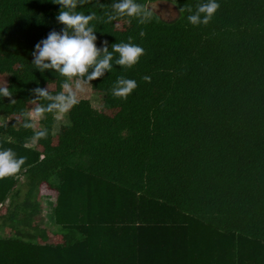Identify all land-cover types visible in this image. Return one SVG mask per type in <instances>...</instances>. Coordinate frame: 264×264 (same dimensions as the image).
<instances>
[{
    "label": "trees",
    "instance_id": "16d2710c",
    "mask_svg": "<svg viewBox=\"0 0 264 264\" xmlns=\"http://www.w3.org/2000/svg\"><path fill=\"white\" fill-rule=\"evenodd\" d=\"M156 1L136 0L153 12L147 24L105 22L113 0L77 8L102 18L91 22L97 47L132 37L145 54L90 82L101 109L78 98L58 142L46 113L48 136L30 145V90L55 82L56 94L65 79L31 63L36 43L64 27L61 6L0 0V77L16 100L0 97V120L16 117L0 123V149L27 158L0 179V264H264V0H217L199 26L179 10L206 0H164L173 20ZM121 75L139 85L127 99L110 91ZM42 186L58 194L48 228Z\"/></svg>",
    "mask_w": 264,
    "mask_h": 264
},
{
    "label": "clouds",
    "instance_id": "9594fccd",
    "mask_svg": "<svg viewBox=\"0 0 264 264\" xmlns=\"http://www.w3.org/2000/svg\"><path fill=\"white\" fill-rule=\"evenodd\" d=\"M52 2L61 6L56 19L64 27L60 31L51 30L46 39L36 43L31 63L41 72L53 70L65 79L61 84L62 90L56 94H52L48 87H36L30 90L34 95V99L31 100L35 106L31 111L23 113L25 121L22 126L33 130V142L46 139L48 136L47 128L37 129L38 121L46 113H52L57 122L67 123L65 118L79 103L78 96L84 91L85 84L102 77L106 71L110 72L114 60L116 65L132 68L145 54V49L133 43L132 37L128 38V42L112 44L111 50L107 40L103 41L102 47H97V35L91 22L102 18L97 17L95 12L85 14L77 11V8L88 0H52ZM100 7L103 8L104 5L101 4ZM219 8L220 4L217 0H206L198 3L195 9L190 5H184L179 11L188 13L186 18L191 25L199 26L210 23ZM105 15L107 16L105 22L128 16L137 18L139 24H147L153 18V12L136 0H113L111 12H106ZM139 34L141 37L146 35L143 30ZM114 54H118V57ZM142 79L151 82L150 76L145 75ZM138 86L136 80L121 75L117 77L110 91L116 98L127 99ZM0 97H7L10 104L16 102L7 83L0 85ZM40 100L49 103L46 105L37 103ZM26 159L23 156L17 157L11 148L0 149V179L19 173Z\"/></svg>",
    "mask_w": 264,
    "mask_h": 264
},
{
    "label": "rangeland",
    "instance_id": "374dc122",
    "mask_svg": "<svg viewBox=\"0 0 264 264\" xmlns=\"http://www.w3.org/2000/svg\"><path fill=\"white\" fill-rule=\"evenodd\" d=\"M150 7L156 11L162 18L166 19V20H173L175 18L178 17L179 15V11L177 9V7L170 3V2H164L163 1H156L151 3ZM119 27H121L122 25L119 24ZM6 83V78L5 76L0 77V85H3ZM48 88L49 89H54L55 88V82H50L48 84ZM78 98H87L90 99L92 104L98 108L101 109L103 107V100H102V95L94 90L91 86V84H85L84 85V91L81 92L78 96ZM34 108L33 105H31V109L29 111H31ZM68 115V114H67ZM15 116H1V122L0 123H10L13 120H15ZM65 120L67 121V123L69 122L68 120V116H66ZM66 122H57L55 121V125H56V131L54 132V142H58L60 135L62 134L63 130L65 129ZM41 127V123L40 120L37 123V129ZM58 128V129H57ZM28 144L30 145H34L35 142H33V140H29ZM57 192L50 189L48 186H42L41 189V196H42V201H43V214L42 216L45 218V227H50L52 226V223L55 221V217L53 216V210H54V202L57 199ZM49 238L48 241L49 243H56L57 242V236L55 233H53V231H51V229H49Z\"/></svg>",
    "mask_w": 264,
    "mask_h": 264
},
{
    "label": "crops",
    "instance_id": "0c3cea01",
    "mask_svg": "<svg viewBox=\"0 0 264 264\" xmlns=\"http://www.w3.org/2000/svg\"><path fill=\"white\" fill-rule=\"evenodd\" d=\"M55 129H56V125L54 126V132L56 131ZM57 129H58V128H57Z\"/></svg>",
    "mask_w": 264,
    "mask_h": 264
}]
</instances>
